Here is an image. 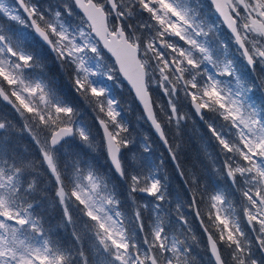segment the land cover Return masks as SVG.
Returning <instances> with one entry per match:
<instances>
[{"label": "snow or ice", "instance_id": "snow-or-ice-1", "mask_svg": "<svg viewBox=\"0 0 264 264\" xmlns=\"http://www.w3.org/2000/svg\"><path fill=\"white\" fill-rule=\"evenodd\" d=\"M207 6L230 40L212 35ZM0 18L22 26L0 24V98L24 121L0 118V264H199L185 205L207 238V264H264V0H0ZM45 49L90 110L95 136L46 74ZM118 74L183 199L148 139L137 148L109 83ZM153 87L166 103L154 104ZM193 116L218 149L202 174L181 165L180 144L165 133L174 125L179 135ZM23 133L37 152L21 149L14 137ZM49 208L55 226H46Z\"/></svg>", "mask_w": 264, "mask_h": 264}, {"label": "trees", "instance_id": "trees-1", "mask_svg": "<svg viewBox=\"0 0 264 264\" xmlns=\"http://www.w3.org/2000/svg\"><path fill=\"white\" fill-rule=\"evenodd\" d=\"M205 3H207L208 5V2L205 1ZM0 24L6 25L13 29L17 28L16 22L8 21L4 18H0ZM44 51L46 53L44 58L46 64V68H45L46 74L49 77L58 81L60 85V94L62 96H64L68 101L76 104L78 110L85 112L83 119L85 120L86 123L89 124L92 132L97 133V128L92 124L90 110L86 109V106L83 104V102L72 91L71 81L69 80L68 75L60 68L59 64L55 61L54 54L48 52L47 49H45ZM121 83L123 84L125 92L123 91L122 93H120L119 91L118 93L116 87H113L112 93L114 97L119 101L120 108L123 110L122 115L124 117V120L130 123L131 125V135L136 138L137 148L143 142L144 138L148 139V142L152 146L153 158H155L157 162H159V159L163 157L166 161L165 168L167 174L171 178L170 183H171V190L173 192V196L179 193L180 198L183 199L184 186L180 177L176 174V171L172 163L168 161L167 151L163 147L162 143L151 132L148 126L143 125V123H145L144 120L139 119L138 116L136 117V115L141 116L142 112L139 109L138 105L136 104L130 91L127 89L126 85L122 81ZM150 95L154 104L166 103L167 98L163 97V99L160 98V100H158L157 92L154 91L153 89H150ZM1 105H2V109L0 110V118H6L8 120H11L12 122H15L18 125L17 123L18 121L15 118V112L5 104L2 103ZM126 106H128L129 109H126ZM6 107H8L11 111V112L8 111V114H6L5 112ZM180 107H181V111L191 113L188 102L186 101L182 102ZM156 111L159 113V108H157ZM22 125L23 124L20 122V127ZM140 127L142 128V130L140 129ZM165 133L168 136L169 141L174 148L177 145V143L180 144V150L178 152V156L182 166L187 168L194 164L195 171L200 174H202V170L205 167L211 169L212 167L211 160L215 156V153L218 151V149L215 148L214 142L210 141V137L205 127L199 120H197L196 117L193 116L186 122L181 123L179 135H177V129L174 125L171 127H166ZM97 137L98 139L96 141L98 143L100 137L99 136ZM14 139L19 143L21 149L29 153H35L38 151L35 144L32 142L31 138L28 136L27 133H23V136L19 135V138L15 136ZM206 144H207V148L205 149ZM92 155L96 158V161L100 166V171L106 172L107 163L105 161L103 152L97 151L95 153H92ZM222 159L223 157H221L220 160L217 161V166H219V163L222 162ZM201 182L202 183L205 182L203 178ZM53 194H54V190L52 193H48V196L51 197ZM184 211L186 212V214L188 215L191 221L193 233L195 234L199 242L198 245L194 246L195 251L193 252V255L197 257L199 264H207L208 257L205 252V246L207 244L205 235L203 234L199 226V223L194 219V214L192 210L188 209L187 205H185ZM45 216H46V226H47V222H50L52 225L55 226L58 224L60 219L59 213L51 208L47 209ZM60 235L61 236L65 235L63 229H60ZM221 251L223 254H225V257L228 258L227 253L225 252L223 246H221Z\"/></svg>", "mask_w": 264, "mask_h": 264}, {"label": "rangeland", "instance_id": "rangeland-1", "mask_svg": "<svg viewBox=\"0 0 264 264\" xmlns=\"http://www.w3.org/2000/svg\"><path fill=\"white\" fill-rule=\"evenodd\" d=\"M205 1L206 0H201V3H203L204 5H207V3H205ZM7 2L11 5V0H7ZM45 3L46 2H49V0H46V1H44ZM50 2H52V3H55L56 2V0H50ZM207 2V1H206ZM209 4V3H208ZM202 15L204 16V19H206L207 21H208V23H211V24H213L214 25V30H213V33H212V35L213 36H220L222 39H224L225 41H228V40H230V36H228V34L224 31V29L221 27V24H220V22H219V20H218V18L217 17H215V11L213 10V8L212 7H210V6H207V7H205V9H204V13H202ZM22 26H20L19 28H21ZM230 52H232V53H236V49L234 48V46L233 47H231L230 48ZM238 54V53H237ZM104 56H105V58H106V61L107 62H109V63H111V62H113V60L109 57V55H107L105 52H104ZM121 79H120V76H119V74L117 75V78H116V81L113 83V82H109L110 84H112V88L113 87H116V89H117V92L119 93V91H120V93H122L123 91H124V87H123V84L121 83ZM154 91H156L157 92V98H158V100H160V98H162L163 99V96L160 94V92H159V90L158 89H156L155 87H153L152 88ZM125 92V91H124ZM1 102V101H0ZM5 104H8V103H5ZM10 108V107H9ZM8 107H6L5 108V112H6V114H8V111H10V109H9ZM2 109V105H1V103H0V110ZM126 109H129V107L128 106H126ZM11 110H13L12 108H11ZM14 111V110H13ZM11 112V111H10ZM138 116V118L139 119H143V116L141 115V116H139V115H136V117ZM15 118L17 119V123H18V125L15 123V122H13L14 124H16L17 125V127H20V122L23 124L24 123V121H23V119H21L20 117H19V115L17 114V113H15ZM144 120V119H143ZM145 122V121H144ZM143 125H146V126H148L146 123H143ZM145 127V126H144ZM150 126H148V128H149ZM140 129L142 130V128L140 127ZM150 130H151V128H149ZM152 132V131H151ZM21 136H23V134H20ZM93 135L95 136L96 135V133H94L93 132ZM17 138H19V135H17ZM98 139V137L96 136V140Z\"/></svg>", "mask_w": 264, "mask_h": 264}, {"label": "water", "instance_id": "water-1", "mask_svg": "<svg viewBox=\"0 0 264 264\" xmlns=\"http://www.w3.org/2000/svg\"><path fill=\"white\" fill-rule=\"evenodd\" d=\"M208 1H209V0H208ZM214 11H215V10H214ZM215 13H216V15L218 16V18L220 19V21L223 23V25H224V27L226 28V30L230 33V30L228 29L227 24L224 23L223 17H220V16H219V13H217V12H215ZM104 51H105V52L111 57V54H110V53H108L106 50H104ZM111 58H112V57H111ZM112 59H113V61H114V58H112ZM120 76H121L122 80L127 84L129 90H130L131 93L133 94V96H134V98H135L137 104L139 105V107H140V109L142 110L143 115H144L143 105L139 102L138 99H136V97H135V93H134V91L131 89V86L128 84L127 80H126L122 75H120ZM1 99H2V98H1ZM2 100H3V99H2ZM4 102H6V101H4ZM6 103H7V102H6ZM144 118H145L146 122L149 124V126L151 127V129H152V131L154 132V134L156 135V137L159 139L158 135L155 133L154 129L152 128L150 122L147 121L145 115H144ZM101 134H102V133H101ZM161 143H162V142H161ZM205 238H206V236H205ZM206 241H207V238H206Z\"/></svg>", "mask_w": 264, "mask_h": 264}]
</instances>
